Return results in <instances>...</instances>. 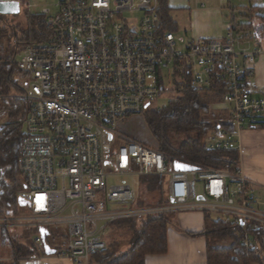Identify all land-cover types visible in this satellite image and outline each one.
<instances>
[{"label":"built area","instance_id":"obj_1","mask_svg":"<svg viewBox=\"0 0 264 264\" xmlns=\"http://www.w3.org/2000/svg\"><path fill=\"white\" fill-rule=\"evenodd\" d=\"M220 2L227 17L225 40H191L184 52L173 34L160 32L157 0H58L54 13L41 9L51 38L23 47L9 62L25 76L24 93L10 98L28 101L18 121L23 137L16 159L27 214L0 216V230L67 226L65 245L49 246L51 256L87 264L106 248L107 225L198 212L229 220L243 230L242 246L254 247V234L264 229V198L253 194L239 165L233 170L182 162L194 170L175 171L178 160L119 131L124 119L150 109L161 93L160 72L172 66L175 74V63L189 68L193 91L213 81L225 86L222 103L233 128L209 134L208 149L239 152L241 131L264 128V93L256 96L248 84L256 61L264 59V47L254 31L235 35L231 2ZM124 12L141 17L130 22L121 17ZM241 41L255 48L240 49ZM140 178H155L167 204L138 207ZM99 219H107L104 227L98 228ZM46 236H31L41 258Z\"/></svg>","mask_w":264,"mask_h":264},{"label":"trees","instance_id":"obj_2","mask_svg":"<svg viewBox=\"0 0 264 264\" xmlns=\"http://www.w3.org/2000/svg\"><path fill=\"white\" fill-rule=\"evenodd\" d=\"M257 8V7H255ZM253 8V9H255ZM264 9V6L262 7ZM253 9L251 11H253ZM159 20V30L174 34L176 26L170 17L167 0H157L156 10ZM26 27L18 25L10 41L3 42L6 33L3 17H0V96H21L24 93V74L9 64L17 58L23 47L31 44H43L49 41L51 33L45 25L42 15H24ZM259 17L263 19L262 15ZM19 32V35H17ZM175 76L180 74L183 83L177 87L178 95L162 107L148 109L144 113L147 128L154 139L157 150L170 156L172 161L178 160L198 166L223 169L230 166L236 169L239 161L236 150H210L205 144L209 134H219L222 130H232L228 114L210 109L213 102H222L225 86L213 81L209 88L193 91L189 87L190 70L182 63H175ZM182 68V69H181ZM178 69L181 71L179 72ZM162 91V89H161ZM28 108L24 99H4L0 101V216L15 215L18 212L12 207H22L21 200L25 194V182L18 173L16 159L23 137L21 120ZM215 110V109H214ZM226 116H225V115ZM219 116L217 124H212L207 118ZM174 137L180 141L174 142ZM137 200L138 207H154L167 204V198L162 189L156 185L155 178L139 179ZM176 214H161L149 216L139 221L121 220L116 225H125L132 232L129 249L122 253L110 251L112 245L95 253L88 264H145L147 256L164 255L167 252V230L173 227L172 219ZM213 214L203 213L204 229L201 233H189L193 237H204L207 249V264H264V229L254 234L252 249L242 246L243 230L227 219ZM26 237L21 238L24 245L7 230H0L3 245L12 249L13 261L19 264L26 257L36 255L31 236L39 230L27 229ZM57 235V234H56ZM55 232L45 237L54 238ZM55 242V241H54Z\"/></svg>","mask_w":264,"mask_h":264},{"label":"crops","instance_id":"obj_3","mask_svg":"<svg viewBox=\"0 0 264 264\" xmlns=\"http://www.w3.org/2000/svg\"><path fill=\"white\" fill-rule=\"evenodd\" d=\"M19 1L21 0H17L18 5ZM230 2L236 17L235 35L242 37L247 30L254 31L261 40V46L264 47V20L259 17V15L264 13V9L262 8L264 2L262 4L256 3L253 0H230ZM33 5L27 4V8L29 9ZM167 6L170 9L169 14L172 22L176 26L177 32L181 29L186 38L185 47L191 40L211 38L221 41L225 40L227 34V17L220 0H167ZM252 9L253 11H251ZM39 15L41 14L39 13ZM2 16L3 14H0V17ZM238 47L240 49L252 50L255 48V45L241 41ZM261 70L264 71V59L256 61L253 66V76L248 80V84L256 96L264 93V75L261 73ZM255 75L256 79L252 86L249 82L251 79H254ZM221 106L223 108H218L219 111L228 114L226 106L224 104H221ZM259 142L264 143V128L245 129L241 131L238 165L245 177L251 181L252 185L250 190L253 194L264 198V175L261 173L264 170L262 166V162L264 161V148L259 145ZM176 218V220L174 218L172 219L173 227L167 230V252L164 255L147 256L145 264H207L205 238L189 235V233H201L203 231L204 221L202 213L180 212L177 213ZM22 231L14 230L10 233L14 236L16 234L20 236L21 234L18 233ZM43 231L45 234H49L51 231L55 232L54 238L56 239H54L55 244L51 246L52 248L56 249L65 245L66 233L61 234L57 226L48 227ZM18 241L25 245L24 240L18 239ZM44 242L46 243L45 247L47 246L49 248L47 242ZM104 243L106 244L105 241ZM49 250L51 251V249ZM50 251H45L43 258L34 255L26 257L19 264H86L83 261L73 262L71 260L58 259L51 256ZM0 257L13 260L12 249L8 244L3 245L1 236Z\"/></svg>","mask_w":264,"mask_h":264},{"label":"rangeland","instance_id":"obj_4","mask_svg":"<svg viewBox=\"0 0 264 264\" xmlns=\"http://www.w3.org/2000/svg\"><path fill=\"white\" fill-rule=\"evenodd\" d=\"M57 1L58 0H21L19 1L18 10L15 14H3L2 16L4 23H5V29H6V33H4V36H3V42L6 43V41H10L13 38V33L17 31L15 29L18 25H21L22 27H26V21L24 19L25 14H28V15L39 14L42 7L48 8L50 12L54 13L56 10L55 5ZM27 4H34V5L28 9ZM121 17L130 22H135L141 17V13L140 12H124L122 13ZM17 35H19V32H17ZM174 36H175L177 48L180 49L182 52H184L186 38L184 37L182 30L180 29L177 33H175ZM261 73L264 75V71L261 70ZM255 79H256V75L254 79L250 80L249 82L250 85L252 84L253 86ZM159 81H160L162 91L157 98L153 99L152 104L149 106L150 109H152L153 107H157V108L162 107L165 104H167L170 100L176 98L178 95V92L176 89L180 83L184 82L180 74L175 76L174 69L172 68V66H170L169 69L167 70L164 69L160 72ZM16 97H19V95H17ZM4 99H11V98L5 97V98H2L0 101ZM221 104L223 105L222 102L221 103L213 102V104L210 105V109L216 112H220L218 108H223ZM218 118L219 116L218 117L209 116L207 119L212 124H217L219 120ZM0 125H3V124H0ZM119 131L122 134L128 137H131L149 147L157 149V145L154 139L152 138L147 128V125L145 123L144 114L138 115V116H132V117L124 119L119 124ZM176 141H180V138L174 137V142ZM115 144L117 145L120 144V141L115 142ZM259 145H261L264 148L263 142H259ZM262 166L264 167V161L262 162ZM261 173H263L262 175H264V170H262ZM137 181H139V179ZM117 182H127V179H110V183L112 184L117 183ZM198 190H199V187H198ZM12 209L17 211L18 215L20 216H26L27 214V210L23 207H18V208L12 207ZM109 210L111 209L109 208ZM176 217H177V214L174 215L175 220L177 219ZM211 218L216 219V215H212ZM106 222H107V219L98 220L97 221L98 228L104 227V224ZM57 227L61 234L66 233L67 226L61 225V227L60 226H57ZM22 232L18 233V234H21L20 236L16 234L15 236L16 239H21L20 238L21 236L22 238H25L27 236L25 230H23ZM131 239H132V232L125 225H116L113 223L111 225L105 226L102 232V240L106 242V247L109 245H112L110 248V251L116 250L117 253H120V251L122 252L127 251L129 249ZM47 240L50 245L54 246L55 244L54 239L49 237ZM24 242L25 244L27 243L26 241ZM5 260H6V264H11V262L13 261L11 259H6V258Z\"/></svg>","mask_w":264,"mask_h":264},{"label":"water","instance_id":"obj_5","mask_svg":"<svg viewBox=\"0 0 264 264\" xmlns=\"http://www.w3.org/2000/svg\"><path fill=\"white\" fill-rule=\"evenodd\" d=\"M18 10L17 0H0V14H15ZM173 168L175 171L179 172H189L193 171L195 167L182 163L180 161H175L173 163ZM40 234L43 235L44 231L40 230ZM45 251L49 252V248L46 246ZM51 252V251H50Z\"/></svg>","mask_w":264,"mask_h":264}]
</instances>
